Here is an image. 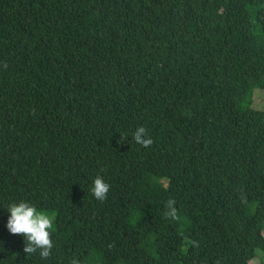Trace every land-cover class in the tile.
I'll list each match as a JSON object with an SVG mask.
<instances>
[{
    "label": "trees",
    "instance_id": "1",
    "mask_svg": "<svg viewBox=\"0 0 264 264\" xmlns=\"http://www.w3.org/2000/svg\"><path fill=\"white\" fill-rule=\"evenodd\" d=\"M203 1L0 0V264H260L264 0ZM20 201L50 258L8 231Z\"/></svg>",
    "mask_w": 264,
    "mask_h": 264
},
{
    "label": "clouds",
    "instance_id": "2",
    "mask_svg": "<svg viewBox=\"0 0 264 264\" xmlns=\"http://www.w3.org/2000/svg\"><path fill=\"white\" fill-rule=\"evenodd\" d=\"M132 135L135 142L142 147L148 148L154 143L144 126H138ZM110 189L111 185L98 175L93 182L91 193L95 199L104 202ZM175 203L176 201L171 198L165 202L166 217L179 219ZM7 211L10 213L7 229L11 234L21 235L25 238L24 252L31 255L39 251L41 259L50 258L54 247L51 232L54 228V217L24 201L12 203ZM70 264H79V261L73 258Z\"/></svg>",
    "mask_w": 264,
    "mask_h": 264
},
{
    "label": "rangeland",
    "instance_id": "3",
    "mask_svg": "<svg viewBox=\"0 0 264 264\" xmlns=\"http://www.w3.org/2000/svg\"><path fill=\"white\" fill-rule=\"evenodd\" d=\"M212 0H204L202 2V4H200L197 8V13L195 14L196 16H198L199 14H201L202 12L206 11L207 9H209L212 5ZM255 105L257 107H264V98L259 95L258 93L255 96ZM49 214H51L54 217V221H55V215L52 212H48ZM257 261L260 264H264V253L258 251L257 252Z\"/></svg>",
    "mask_w": 264,
    "mask_h": 264
}]
</instances>
